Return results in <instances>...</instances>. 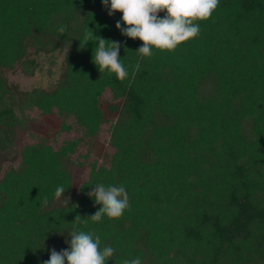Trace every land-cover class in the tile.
<instances>
[{
    "label": "trees",
    "instance_id": "1",
    "mask_svg": "<svg viewBox=\"0 0 264 264\" xmlns=\"http://www.w3.org/2000/svg\"><path fill=\"white\" fill-rule=\"evenodd\" d=\"M117 21L102 0H0V154L29 129L26 111L62 121L0 172V264H43L73 230L113 247L108 264H264V0H220L197 38L150 57ZM89 29L121 44L125 80L93 63ZM29 46L67 48L66 68L54 91L17 105L2 71L34 74ZM75 168L87 178L76 191ZM101 183L123 186L130 210L85 223ZM57 186L69 201L55 199Z\"/></svg>",
    "mask_w": 264,
    "mask_h": 264
},
{
    "label": "clouds",
    "instance_id": "2",
    "mask_svg": "<svg viewBox=\"0 0 264 264\" xmlns=\"http://www.w3.org/2000/svg\"><path fill=\"white\" fill-rule=\"evenodd\" d=\"M102 3L109 16L117 12L122 14V23L126 27L117 21L116 28L123 36L141 41L142 46L136 52L143 57H150L153 49L172 52L197 38L201 31L198 22L209 20L220 0H102ZM160 13L165 15L161 17ZM57 30L64 35L66 27L60 26ZM92 40L98 45L94 49L93 63L99 71L103 73L107 70L119 80H125L128 71L121 62V44L96 36L89 29L85 33L83 47ZM91 189L90 198L101 207L91 217L83 219L85 223L102 222L105 216L119 219L126 210H130L129 196L123 186H105L101 183ZM64 193V187L57 186L55 199L69 201L70 198L66 199ZM43 203L48 204L47 198ZM80 218L77 216L75 222ZM69 236L70 241L65 242L70 247L59 252L52 249L50 258L43 264H108L114 257L115 249L111 246L101 247V238L94 231L73 230ZM123 264H142V261L137 257L126 259Z\"/></svg>",
    "mask_w": 264,
    "mask_h": 264
},
{
    "label": "rangeland",
    "instance_id": "3",
    "mask_svg": "<svg viewBox=\"0 0 264 264\" xmlns=\"http://www.w3.org/2000/svg\"><path fill=\"white\" fill-rule=\"evenodd\" d=\"M67 48L58 50L54 53H44L37 52V50L29 46L27 51V59L34 61L36 67L34 68V74H26L22 64H18L14 70L5 69L2 74L7 79L9 88L16 91L17 95V105H19L20 100L25 93L31 92L33 90H43L46 92H52L56 89L58 84L61 82L63 74L66 68V54ZM107 101L105 102V106ZM17 113L19 117H23L18 109ZM109 114H113L107 110ZM30 115L31 123L29 129L26 127L22 131H18L15 134V141L13 147L7 150L5 153L0 154V172L2 168H5L7 162L14 161L19 157V151L21 147L27 144H33L39 139H44L46 141H51L61 127V119L57 116H44L41 112L33 109L31 111H26ZM104 133L101 136V140L108 142V130L110 129V123L108 122L103 126ZM72 136V135H69ZM66 138V136L60 137ZM57 139V143L59 140ZM75 172L78 175L74 187L75 191L79 188L82 181L86 180V175L82 170L75 168Z\"/></svg>",
    "mask_w": 264,
    "mask_h": 264
}]
</instances>
